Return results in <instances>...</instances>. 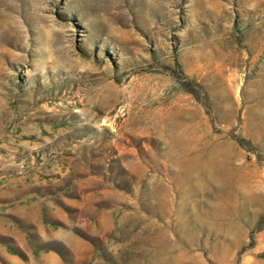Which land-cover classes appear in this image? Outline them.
I'll list each match as a JSON object with an SVG mask.
<instances>
[{"label": "rangeland", "instance_id": "1", "mask_svg": "<svg viewBox=\"0 0 264 264\" xmlns=\"http://www.w3.org/2000/svg\"><path fill=\"white\" fill-rule=\"evenodd\" d=\"M0 264H264V0H0Z\"/></svg>", "mask_w": 264, "mask_h": 264}, {"label": "trees", "instance_id": "2", "mask_svg": "<svg viewBox=\"0 0 264 264\" xmlns=\"http://www.w3.org/2000/svg\"><path fill=\"white\" fill-rule=\"evenodd\" d=\"M184 83L187 84L188 82H184ZM189 85H190V84H189ZM184 88H185L186 90L192 92V93L197 97V89H196V88H194L193 86H184ZM236 139L238 140V142H239L241 145H244V146H246V147H248V148H251V147L249 146V144H247V143H248L247 140L244 139L243 137H237ZM47 247H48V246H47ZM13 249H14V248H13Z\"/></svg>", "mask_w": 264, "mask_h": 264}]
</instances>
